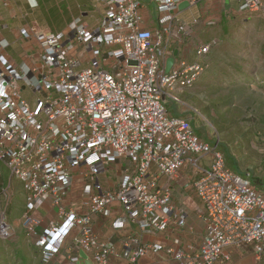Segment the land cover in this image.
I'll list each match as a JSON object with an SVG mask.
<instances>
[{
	"label": "built area",
	"instance_id": "1",
	"mask_svg": "<svg viewBox=\"0 0 264 264\" xmlns=\"http://www.w3.org/2000/svg\"><path fill=\"white\" fill-rule=\"evenodd\" d=\"M150 1L159 15L156 28L144 26L141 0H106L96 26L80 16L67 31L23 28L25 37L37 41L38 64L13 62L0 31V162L22 183L23 231L44 263L72 236L64 264L80 261L77 248L89 252L96 264H111L113 255L138 264L150 251H164L179 264H216L231 258L227 246H252L264 264V194L249 173L227 165L218 142L197 133L192 117L172 115L167 105L169 100L184 105L180 93L210 67L182 60L167 71L169 46L215 20L180 17L181 3L192 6L198 0ZM239 10L264 14V0H242ZM216 41L198 43L197 56L205 58ZM23 86L32 102L22 95ZM118 160H126L125 170L115 187H106L100 166ZM186 162L201 172L194 182L204 203L200 241L176 237L168 246L145 241V233L166 232L172 224L187 227L186 210L175 201L171 183L162 181L174 179ZM78 167L85 177L82 209L68 208L64 200ZM45 200L57 210V219L46 226L37 216ZM115 201L142 231L127 236L119 251L114 241L99 240L94 231V217L112 215ZM124 225L121 217L113 222L117 229ZM13 233L3 213L0 237Z\"/></svg>",
	"mask_w": 264,
	"mask_h": 264
},
{
	"label": "crops",
	"instance_id": "2",
	"mask_svg": "<svg viewBox=\"0 0 264 264\" xmlns=\"http://www.w3.org/2000/svg\"><path fill=\"white\" fill-rule=\"evenodd\" d=\"M241 1L198 0L192 6H188L187 2L181 3L179 5V15L185 21L190 22L194 16H197L206 21L213 19L215 23L213 25H198L193 28L191 36H185L181 42L171 44L165 58V69L170 71L177 68L182 60H186L189 63L199 61L209 62L210 65H213L214 62L217 64L213 56L214 51L218 50L217 48L224 41L234 40L235 33L242 25L250 22L256 16H264L260 12H241L239 10ZM90 2L100 14L99 17L95 15L94 10H92L93 8L89 7L85 0H0V31L2 36L10 43L7 47V53L10 59L18 65H22L23 63L31 65L41 62L40 57H38L36 39L34 37H25L21 32L23 28L35 27L45 32L67 31L73 19L80 16L90 25L96 26L97 20L105 13L106 0H90ZM184 3H186L185 6L182 5ZM141 10L145 18V27L156 28L159 26L158 13L154 17L152 11L143 8V5ZM89 17H91V22L88 19ZM50 22H53L56 27L52 28ZM213 40L217 41L211 48L210 53L205 58L198 57L196 54L197 44L200 42H211ZM175 52L178 54L175 55ZM204 72L193 86L197 85V82H200L204 74H206ZM193 86L186 88L184 91L188 92ZM175 103L181 105L180 110L182 112L188 113L190 115L189 117H192L191 110L187 111L182 107L187 105V102L184 101V105ZM194 125L196 127L195 123ZM223 151L225 152V150ZM206 160H210V158L206 157ZM125 161L118 160L105 167L100 166V181L106 187H115L118 184L125 170ZM113 165L121 167L118 172L117 183H112L102 177L107 169ZM77 174L78 171H75L74 175ZM200 175L201 172L197 168L190 166L186 162L174 179L168 180L166 177L162 178L163 182L171 183V185L174 184V186H171L173 197L174 199L179 197L181 203L183 202L184 204V209L187 212V227L177 228L175 224H172L166 232L145 233L143 235L145 241L160 243L164 246L172 244L173 238L176 237L185 243L200 241V236L205 230V222L200 215V212L204 210V203L194 188V182ZM83 186L84 183L81 184V190L75 192L73 183L72 186L70 185L69 192L64 200L66 207L77 208L78 203L73 200L79 196L81 197L79 207L82 209ZM80 191L82 193L78 194ZM14 196L18 197V199L14 200ZM24 211L25 193L22 183L11 175L10 169L5 163L0 162V216L4 213L14 226L13 235L0 242V248H2L3 244L7 246H5L4 251L0 249V264H64L67 261V252H70V249H66V247L72 244V236L68 238L65 249H63L62 254L57 259H53L49 263H44L41 250L33 245L34 242L32 240L25 237L21 225V218ZM38 211L45 226L50 221L57 219V210L52 206L50 200H45L43 206ZM118 217L124 219L125 225L123 228L117 229L113 226V222ZM94 231L99 240L114 241L119 247L118 251L123 249L122 243L127 236L131 234H142L140 226L131 222L126 217L120 201L113 203L112 215L107 217L96 215L94 217ZM224 251L230 254L231 258L216 264H263L256 259L252 246H227ZM74 253L80 256V261L77 264H96L89 252L77 248ZM110 263L126 264L127 261L126 259L113 255L110 258ZM138 264H179V262L164 251L159 253L150 251L145 257L139 260Z\"/></svg>",
	"mask_w": 264,
	"mask_h": 264
},
{
	"label": "rangeland",
	"instance_id": "3",
	"mask_svg": "<svg viewBox=\"0 0 264 264\" xmlns=\"http://www.w3.org/2000/svg\"><path fill=\"white\" fill-rule=\"evenodd\" d=\"M85 1L99 17L90 0ZM141 2L143 8L157 16L155 3L150 0ZM88 19L91 22V17ZM246 24L237 30L234 40L218 46L213 54L217 64H211L200 82L188 92L180 93V98L187 102L182 107L192 112L197 133L213 144L218 142L220 149L226 152L228 166L240 174L249 173L264 194V16H256ZM50 25L56 27L53 22ZM22 95L32 102L28 89L23 90ZM167 105L172 115L190 116L173 101ZM120 169V166L113 165L102 177L117 183ZM79 170V167L75 169ZM84 180V175H74L75 192L81 190ZM73 201L78 203L79 209L81 197ZM175 201L185 208L179 197ZM37 216L41 217L39 211Z\"/></svg>",
	"mask_w": 264,
	"mask_h": 264
},
{
	"label": "trees",
	"instance_id": "4",
	"mask_svg": "<svg viewBox=\"0 0 264 264\" xmlns=\"http://www.w3.org/2000/svg\"><path fill=\"white\" fill-rule=\"evenodd\" d=\"M24 234H25V237H26V238L30 239V238H29V237L26 235V233H25V232H24ZM30 240H31V239H30ZM1 241H4V238H1V237H0V242H1ZM33 245H35V246H36V244H35V243H34ZM5 246H6V244H3V245H2V248H0V249H1L2 251H4V248H5ZM6 247H7V246H6Z\"/></svg>",
	"mask_w": 264,
	"mask_h": 264
},
{
	"label": "water",
	"instance_id": "5",
	"mask_svg": "<svg viewBox=\"0 0 264 264\" xmlns=\"http://www.w3.org/2000/svg\"><path fill=\"white\" fill-rule=\"evenodd\" d=\"M183 6H185L186 5V3H184V4H182ZM178 53L177 52H175V55H177ZM25 89V87L23 86L22 87V90H24Z\"/></svg>",
	"mask_w": 264,
	"mask_h": 264
},
{
	"label": "bare ground",
	"instance_id": "6",
	"mask_svg": "<svg viewBox=\"0 0 264 264\" xmlns=\"http://www.w3.org/2000/svg\"><path fill=\"white\" fill-rule=\"evenodd\" d=\"M196 83V82H195Z\"/></svg>",
	"mask_w": 264,
	"mask_h": 264
}]
</instances>
